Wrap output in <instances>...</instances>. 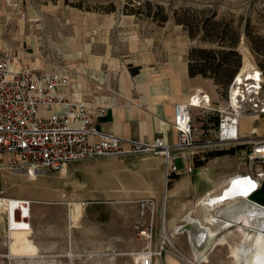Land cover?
<instances>
[{
  "label": "rangeland",
  "instance_id": "374dc122",
  "mask_svg": "<svg viewBox=\"0 0 264 264\" xmlns=\"http://www.w3.org/2000/svg\"><path fill=\"white\" fill-rule=\"evenodd\" d=\"M149 1L156 19L147 16L145 7L139 15L127 14V9ZM165 13L170 16L163 22ZM210 18L227 43L238 39L239 71L244 62L253 60L263 69L264 0H0V45L20 52L34 65L67 70L76 81L83 80L88 94L108 102L126 94L121 82L130 79L136 82L130 100L141 99L143 89L152 85L179 95L184 92L182 84L188 83L195 88L191 94L198 88L213 91L217 106L226 102L227 89L202 75L189 78L184 70L192 48L213 46L192 38L190 32L191 25ZM189 97L186 94L185 101ZM194 117L198 130L211 134L215 114L203 117L199 109ZM252 124L250 117L243 118L242 130L248 131ZM216 151L227 153L213 156ZM201 154L204 158L195 161L192 172L173 174L169 182L163 178L162 163L161 169L150 171L140 160L130 169L104 166L119 171L115 177L95 175L94 167L87 166L91 160L76 161L60 172L48 169L36 178L3 170L0 189L16 198L12 202L18 205L0 199V207H7L10 219L15 216L21 223L10 235L8 229L0 230V264H149L146 254L143 263L140 257L150 246L139 236L141 223L154 227L152 264H161L162 259L165 264H245L247 255L238 262L233 250L243 246L247 253L253 231L234 225L214 232L207 217L215 210L201 201L207 193H220L233 176H256V170L248 163L243 145ZM176 163L183 167L181 160ZM122 168L126 170L121 173ZM149 198L155 201L154 208L144 209L142 201ZM82 201L88 202L83 209L78 203ZM68 202H77L76 212L71 214ZM188 216L206 226L195 233V239L190 228H197ZM1 219L6 223L5 216ZM163 234L165 249L160 243ZM31 247H38V253L14 257L9 252Z\"/></svg>",
  "mask_w": 264,
  "mask_h": 264
},
{
  "label": "built area",
  "instance_id": "2783aa9c",
  "mask_svg": "<svg viewBox=\"0 0 264 264\" xmlns=\"http://www.w3.org/2000/svg\"><path fill=\"white\" fill-rule=\"evenodd\" d=\"M72 84L67 70L34 65L20 52L0 45V175L6 169L36 178L48 169L60 172L76 161L154 154L162 157L164 177L169 182L173 174L192 172L195 161L204 158V150L243 145L248 163L256 170V176L250 175L259 184L263 181L264 136L245 137L241 132L243 118L257 119L264 114V69L254 60L233 77L224 104L213 106L205 92L196 105L191 100L195 91L186 101L174 105L171 124L177 133L175 140L160 127L149 141L104 131L99 127V118L107 114L111 104L93 93L78 95L72 91ZM199 109L203 117H219L211 134L195 126L194 110ZM177 160L182 161V168ZM0 197L16 199L7 196L4 188L0 189ZM78 203L81 208L86 205ZM72 204L68 202L70 208ZM154 205L153 199L142 201L144 209ZM10 221L9 232L19 228L17 217ZM139 228V236L150 243L140 257L146 254L152 264L153 224L141 223ZM161 238V249H165V234Z\"/></svg>",
  "mask_w": 264,
  "mask_h": 264
},
{
  "label": "crops",
  "instance_id": "0c3cea01",
  "mask_svg": "<svg viewBox=\"0 0 264 264\" xmlns=\"http://www.w3.org/2000/svg\"><path fill=\"white\" fill-rule=\"evenodd\" d=\"M186 72V76L189 78H194L190 76V71L188 70V64L184 69ZM138 81H140L139 78H137ZM136 83V82H135ZM135 83L130 80V79H122L121 86L124 89V94L123 96L125 98H108L111 102H109L110 108L107 112V114L104 117L99 118V127L103 129L104 131H109L112 132L116 135H123L126 137L133 138L135 140H152L153 137L156 135L155 130L156 128L160 127L163 130H167V137L175 140L177 137V133H175V130L172 127V121H173V113H174V105L176 103L183 102L185 101V95L186 94H191V91L195 88H192L190 84L188 83H183L182 84V90L184 92H181L179 95H171L169 92H164L162 90L161 86L158 85H152L150 89L144 88L143 91L146 92L145 95L141 96V99L139 98L138 100H130L132 96V90L135 85ZM139 87V83L136 84ZM72 91H75L78 95L80 96H88L89 94V89L86 86V84L83 83V80L79 81L75 80L73 78V84L71 86ZM126 89V90H125ZM187 91V92H186ZM207 92V90H200L199 88L197 89V92L194 95H199L201 97V94ZM148 93V95H147ZM155 93V94H154ZM211 99L213 100L214 93L213 91L207 92ZM193 95V96H194ZM150 98H148V97ZM147 97L149 100H146ZM253 121L254 124L251 125L248 131L244 132L242 130L241 126V132L243 136H255V137H262L264 136V114L259 117V118H253L250 117ZM255 127L256 130L253 128ZM162 157H157V156H147L145 154H137V156H127L123 157L122 159H109V158H96V159H91L87 163V166H93L95 171V175L101 174L103 177L104 176H109V177H115L119 171H115L113 169H105L104 166L107 164H117L119 166H124L130 169L132 165L135 162H138L140 160L141 162L143 161L144 164L147 165V169L151 170H158L161 169V163H162ZM100 166V168H97L95 166ZM126 170L125 168H122L120 171L121 173ZM15 173V172H14ZM19 174V173H18ZM163 178L164 177V172H162ZM9 196V195H7ZM12 197L13 196H9ZM12 202V201H11ZM86 205L85 207L88 206V202H85ZM77 202L72 204L71 212H76L77 209ZM74 209V210H73ZM10 213L9 209L6 208H1L0 207V230L2 232H6V229L9 230V224H10V216L8 215ZM8 215V216H7ZM6 217V223L1 219L2 217ZM198 222V221H197ZM174 222L170 221V227H174ZM190 223V222H189ZM191 224V223H190ZM172 225V226H171ZM184 225V224H182ZM192 225V224H191ZM197 225V227H196ZM193 224L192 226L196 227L198 229H204V223H198V224ZM175 228V227H174ZM176 229L181 230L183 232L188 231V228L184 229L183 226H176ZM194 228H190V232L192 233L191 237L193 239L196 238L195 233L197 231L193 230ZM192 230V231H191ZM207 235V233H206ZM209 236V235H208ZM206 240V238L204 239ZM204 240H202V243H204ZM14 242V241H13ZM12 246V245H11ZM146 248H149L147 246ZM153 248V247H151ZM11 256H18V255H35L38 253V247H31V248H21V249H13L10 248L9 250ZM60 253V252H58ZM165 259L161 260V264H165Z\"/></svg>",
  "mask_w": 264,
  "mask_h": 264
},
{
  "label": "bare ground",
  "instance_id": "6f19581e",
  "mask_svg": "<svg viewBox=\"0 0 264 264\" xmlns=\"http://www.w3.org/2000/svg\"><path fill=\"white\" fill-rule=\"evenodd\" d=\"M250 63L253 62H244L242 67L243 71L248 65H250ZM200 98L201 97L199 95H194L191 100L197 105L201 101ZM65 169L66 168L62 171ZM239 177L241 176H233L220 193L216 195L207 193V196L201 202L210 207L212 210H215L211 217L210 215L207 217V221L215 226L214 232H217L220 228L225 226L233 227L234 225H241L243 228L245 227L246 230L250 228L253 231L251 237L252 245L250 244L251 246L247 253L243 246L237 247L233 250V256H236L238 262L242 260V255L244 257L247 255L245 259L243 258L245 260V264H264V210H262L261 207L257 206L255 203L245 201V197L248 196L247 191H249L252 186L250 179H247V181H234L232 188L227 190L224 195L222 194L224 189H227L230 186L232 180H237ZM251 178L253 177L251 176ZM255 183L257 184L258 181ZM237 193L244 194L245 196H241ZM0 199L7 200L4 197H0ZM7 201L10 203L12 200ZM187 218L192 225L198 224V222L191 217L188 216ZM201 230L202 229L199 231Z\"/></svg>",
  "mask_w": 264,
  "mask_h": 264
},
{
  "label": "trees",
  "instance_id": "16d2710c",
  "mask_svg": "<svg viewBox=\"0 0 264 264\" xmlns=\"http://www.w3.org/2000/svg\"><path fill=\"white\" fill-rule=\"evenodd\" d=\"M144 7L149 9L147 16L156 19L155 13H153L152 9H150V1L137 6V8L127 9L126 12L129 15H139L141 9H143ZM169 16L170 15L168 13H165L161 20L165 22L166 20H168ZM212 18L205 19L202 22H196L195 25H191L192 27L190 32L192 38H198L202 41H207L211 45L213 44V46L210 48L202 46L192 48L188 54V70L190 71L191 77L202 75L204 77L214 79L217 85H219L221 88H226L228 91L231 80L239 72L237 68L240 66L239 64L241 57L235 49L238 44V39L236 38L232 42H228V44L226 39H224V37L220 35L222 31H220L218 26L215 23H209L211 22ZM179 21L180 23L187 25L184 19H179ZM210 25L212 26L209 27ZM246 36H249V32L247 29ZM233 56L235 57L234 61L231 59V57ZM218 118L219 117L215 119V125L218 122ZM207 123L208 120L205 121L204 126ZM226 153L227 151H216L212 155H223Z\"/></svg>",
  "mask_w": 264,
  "mask_h": 264
},
{
  "label": "water",
  "instance_id": "95a60500",
  "mask_svg": "<svg viewBox=\"0 0 264 264\" xmlns=\"http://www.w3.org/2000/svg\"><path fill=\"white\" fill-rule=\"evenodd\" d=\"M240 178V179H239ZM237 180H232V183L230 184V186L227 189H224L223 191V195L227 190H230L233 186L234 181H247V179H250V183H251V189L248 192V196L245 197L247 202H252L255 203L257 206L261 207L262 210H264V179L263 181L258 185V183L256 184L255 179L251 178L250 174H247L246 176H241L239 177ZM244 193V192H243ZM240 194L241 196H245L244 194L241 193H237Z\"/></svg>",
  "mask_w": 264,
  "mask_h": 264
}]
</instances>
